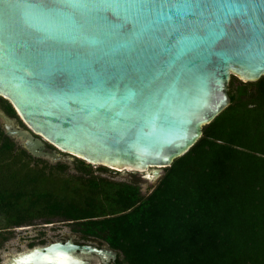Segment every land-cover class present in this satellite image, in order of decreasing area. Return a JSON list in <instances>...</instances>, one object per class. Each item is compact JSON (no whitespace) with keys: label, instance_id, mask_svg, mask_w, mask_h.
<instances>
[{"label":"water","instance_id":"95a60500","mask_svg":"<svg viewBox=\"0 0 264 264\" xmlns=\"http://www.w3.org/2000/svg\"><path fill=\"white\" fill-rule=\"evenodd\" d=\"M237 7L234 23H220L213 8L178 26L177 0L154 6L140 24L136 13L97 3L0 0V97L26 126L0 111L6 135L35 158L73 163L60 154L67 153L159 180L231 104V76L251 82L264 75V0ZM141 27L150 38H137ZM177 29L180 40L199 39L180 56ZM126 85L140 95L126 100ZM68 249L71 241L55 243L15 264H63L72 259Z\"/></svg>","mask_w":264,"mask_h":264},{"label":"trees","instance_id":"16d2710c","mask_svg":"<svg viewBox=\"0 0 264 264\" xmlns=\"http://www.w3.org/2000/svg\"><path fill=\"white\" fill-rule=\"evenodd\" d=\"M251 82L230 80L231 104L149 195L81 159L33 157L0 120V226L84 221L110 236L125 264H264V75ZM0 100V111L18 118Z\"/></svg>","mask_w":264,"mask_h":264},{"label":"flooded vegetation","instance_id":"af4514ba","mask_svg":"<svg viewBox=\"0 0 264 264\" xmlns=\"http://www.w3.org/2000/svg\"><path fill=\"white\" fill-rule=\"evenodd\" d=\"M64 163L73 164L70 160ZM96 173L107 176L112 182L120 185H125V182L135 184L142 177V174L136 172L127 175L112 173L113 176L110 175V171L103 173L98 170ZM120 175L122 179L113 178L120 177ZM96 219L99 218H94V220ZM87 225L84 221L41 219V222L36 224L32 222L14 228L0 229V239L7 237L0 244V264H15V260L21 255L40 249L45 250L55 243L66 245L69 241L72 242L74 249H68L65 252L72 259L63 264H125L121 249L113 247L110 236L89 229ZM14 238L17 242L10 243ZM84 247L114 252L115 256L103 258L95 253L84 252Z\"/></svg>","mask_w":264,"mask_h":264},{"label":"snow or ice","instance_id":"6c2138e0","mask_svg":"<svg viewBox=\"0 0 264 264\" xmlns=\"http://www.w3.org/2000/svg\"><path fill=\"white\" fill-rule=\"evenodd\" d=\"M65 2L73 3L77 6H83L88 3H97L101 6L116 7L118 9L124 8L128 12L136 13V24H140L141 20H146L153 11L154 6L161 4L162 2L172 3L173 0H65ZM241 3V0H177L178 10L173 13L177 20V24L182 19H186L188 15H198L210 9H217L218 20L220 23L225 21L228 23H234L237 18V13L242 10L237 7ZM219 9H223L220 13ZM127 19V17H126ZM197 21H192L195 24ZM186 27V25H184ZM226 33L221 30L216 32L215 38H222ZM137 38L147 39L150 38V30L147 27H141L136 33ZM181 34L177 29L176 39L180 41V48L177 50V55L180 56L184 52L191 50V48L199 43L198 38H189L188 41L180 40ZM170 50V49H169ZM118 87V86H117ZM140 95L130 85L125 86L124 98L126 100H133Z\"/></svg>","mask_w":264,"mask_h":264},{"label":"rangeland","instance_id":"374dc122","mask_svg":"<svg viewBox=\"0 0 264 264\" xmlns=\"http://www.w3.org/2000/svg\"><path fill=\"white\" fill-rule=\"evenodd\" d=\"M231 79H233V81H235V84L236 85H240V84H243V85H245V86H247L248 88H250V89H252V88H254V85H253V82H243L238 76H236V75H232L231 76ZM0 99H1V97H0ZM0 102H2L1 100H0ZM15 120H16V122H17V124L21 127V128H26V126L20 121V119H18V118H14ZM50 148H53L51 145H48ZM54 149V148H53ZM61 155H63V156H66V157H69V158H72L73 159V161L74 162H76L79 158H76V157H74V156H72V155H69V154H67V153H60ZM54 164H56V163H54ZM99 167H101V166H95V165H92V169H93V171L96 173V171H98L99 169ZM107 168V167H106ZM110 172H111V174L110 175H112L113 176V174L112 173H116L117 175L118 174H121V175H127L128 173H131V172H128V171H116V170H113V169H110V168H107ZM137 173V172H136ZM96 174H98V173H96ZM141 174V173H140ZM121 175H120V177L119 176H115V177H113V178H115V179H122V177H121ZM141 178H143V177H141ZM141 178H139V180L137 181V182H135V184L139 187V189H140V191H141V193H142V195H149L151 192H152V190L155 188V186H156V184H157V182H158V180L157 181H154V182H152V183H149L148 181H146V180H144V179H141ZM128 179V178H127ZM129 180V179H128ZM41 222V220L40 219H38V220H36V221H34V223L36 224V223H40ZM5 227H3V226H0V229H4ZM17 242V240L14 238V239H12L11 240V242L10 243H16Z\"/></svg>","mask_w":264,"mask_h":264}]
</instances>
